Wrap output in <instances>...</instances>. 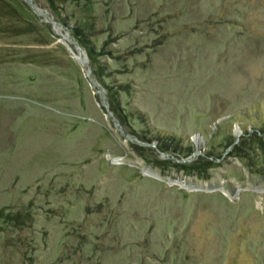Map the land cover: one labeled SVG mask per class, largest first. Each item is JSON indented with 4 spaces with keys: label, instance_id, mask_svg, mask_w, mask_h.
Listing matches in <instances>:
<instances>
[{
    "label": "rangeland",
    "instance_id": "374dc122",
    "mask_svg": "<svg viewBox=\"0 0 264 264\" xmlns=\"http://www.w3.org/2000/svg\"><path fill=\"white\" fill-rule=\"evenodd\" d=\"M0 264H264V0H0Z\"/></svg>",
    "mask_w": 264,
    "mask_h": 264
},
{
    "label": "bare ground",
    "instance_id": "6f19581e",
    "mask_svg": "<svg viewBox=\"0 0 264 264\" xmlns=\"http://www.w3.org/2000/svg\"><path fill=\"white\" fill-rule=\"evenodd\" d=\"M175 184L180 185V186H184L182 183H178V182H176ZM221 191H222V194H223V195H225V196H231V195L229 194V192L226 191L225 189H222Z\"/></svg>",
    "mask_w": 264,
    "mask_h": 264
}]
</instances>
